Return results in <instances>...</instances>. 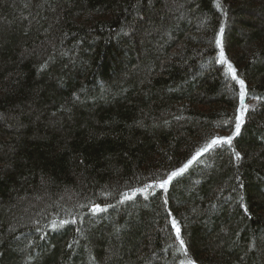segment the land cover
I'll list each match as a JSON object with an SVG mask.
<instances>
[{"label":"trees","instance_id":"1","mask_svg":"<svg viewBox=\"0 0 264 264\" xmlns=\"http://www.w3.org/2000/svg\"><path fill=\"white\" fill-rule=\"evenodd\" d=\"M189 258L264 264V0H0V264Z\"/></svg>","mask_w":264,"mask_h":264},{"label":"snow or ice","instance_id":"2","mask_svg":"<svg viewBox=\"0 0 264 264\" xmlns=\"http://www.w3.org/2000/svg\"><path fill=\"white\" fill-rule=\"evenodd\" d=\"M217 6H219V5H217ZM222 31H223V28L221 27V32ZM220 44H221L220 34L218 33L217 36H216V46L220 47ZM217 62L227 65V70L231 74L232 80L236 81V83H238L239 86H240V90H239V93H238V95H239V106L236 109V113L237 114L235 115V128H234V131H232L231 135H228V136H215V137H213L210 141L205 143L204 146H202L201 148L197 149L195 154L191 157V159H189L187 161V163H185L181 168H178V169L172 171L170 174H167L166 178H161L158 181H156L154 184H148V185H145L144 188L136 189L134 191V194H135V192H145L149 188H159V189H162V190L166 191L167 188H168V185L170 184V182H172L175 177L182 175L185 172V170L194 161H196L203 153H206L209 150L214 149L215 147L227 146V147L231 148L233 138L240 133L241 124L243 123V114L248 110V108L250 106L245 103V96H246L245 82H244V80L237 78V74H236L235 69L233 68L231 63H229L225 59L223 49L220 50L219 60ZM41 67L42 68L46 67V65H42ZM224 124H228V120H225ZM234 155H235V157L237 159L240 157V153L239 152H235ZM131 198L132 197L127 196V195H125V197H124V199H131ZM240 200H241L240 207L244 209L245 213H247V211H248L247 207L242 202L243 201V197H241ZM121 202H123V201H121ZM165 204H167L166 200H165ZM104 210L105 209L102 208L99 204H94L91 207V209H90V211L93 212V213L101 212V211H104ZM168 215L171 216L172 215L171 212H169ZM69 222L70 221H67V220H61L59 222V224L53 223L51 225V227L53 229H56L57 227H62L63 225L68 224ZM171 226H172V229L175 232V239H176V241L179 242V248L177 250L182 252V253H184V255L187 256V248L185 246V241L182 238L181 227H180L179 223L176 221L175 218L171 219ZM181 264H196V262L194 260H192L191 258H189V259H187L186 262L185 261H181Z\"/></svg>","mask_w":264,"mask_h":264}]
</instances>
